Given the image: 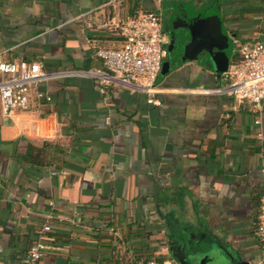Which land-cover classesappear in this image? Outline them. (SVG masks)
<instances>
[{"label": "crops", "instance_id": "obj_1", "mask_svg": "<svg viewBox=\"0 0 264 264\" xmlns=\"http://www.w3.org/2000/svg\"><path fill=\"white\" fill-rule=\"evenodd\" d=\"M185 3L220 17L230 65L235 42L264 41V0H0V55L99 69L128 15ZM222 82L185 58L159 73L153 103L83 75L43 82L51 100L27 110L0 102V264H27L47 223L41 264H127L172 246L193 264H261L264 101L211 91Z\"/></svg>", "mask_w": 264, "mask_h": 264}, {"label": "built area", "instance_id": "obj_2", "mask_svg": "<svg viewBox=\"0 0 264 264\" xmlns=\"http://www.w3.org/2000/svg\"><path fill=\"white\" fill-rule=\"evenodd\" d=\"M121 45L101 47L96 55L102 61L99 69H46L40 61L7 60L0 55V102L7 111L27 110L35 100L50 101L51 96L40 88L43 82L71 75L92 78L101 92L110 86H120L130 93H143L153 103L163 89L157 84L166 56L163 17L160 8L128 15L119 26ZM239 55L224 72V82L211 89L232 96L237 102H249L256 108L264 101V41L235 42ZM189 91V88H185ZM257 235L264 264V194L260 197ZM50 224L40 230V238L26 253L27 264H41L51 249L44 236L51 232ZM127 264H180L173 256L140 258Z\"/></svg>", "mask_w": 264, "mask_h": 264}, {"label": "water", "instance_id": "obj_3", "mask_svg": "<svg viewBox=\"0 0 264 264\" xmlns=\"http://www.w3.org/2000/svg\"><path fill=\"white\" fill-rule=\"evenodd\" d=\"M185 17L188 12L184 10ZM186 32L172 37L168 46L169 60L163 61L161 74L169 70L171 64H178L187 59H195L202 62L208 68L214 69L217 77L227 71L231 58L227 53L229 47L228 37L222 31L221 19L217 14H195L184 25ZM188 37V40L186 41ZM175 42L177 50L172 52ZM172 256L180 264H193L186 253L184 246L170 248Z\"/></svg>", "mask_w": 264, "mask_h": 264}, {"label": "flooded vegetation", "instance_id": "obj_4", "mask_svg": "<svg viewBox=\"0 0 264 264\" xmlns=\"http://www.w3.org/2000/svg\"><path fill=\"white\" fill-rule=\"evenodd\" d=\"M172 15V16H171ZM168 14L169 21L168 24H165V28H167V36L169 37V41L172 40V37L179 36L182 32H186V28L184 25L187 21L192 17L188 14V17H185V13L179 10H174L172 13ZM204 14H201L203 16ZM188 40V37L186 41ZM177 50V42H175L172 52Z\"/></svg>", "mask_w": 264, "mask_h": 264}, {"label": "rangeland", "instance_id": "obj_5", "mask_svg": "<svg viewBox=\"0 0 264 264\" xmlns=\"http://www.w3.org/2000/svg\"><path fill=\"white\" fill-rule=\"evenodd\" d=\"M181 6H183V7H181ZM176 5V6H174V7H172V8H167V11L166 12H164V15H163V21H164V24L166 23V20H167V14H168V11H169V13L171 14L173 11H174V8H181V9H186L187 11H188V14L190 15V16H193V15H195V14H199L200 12H202V9L201 10H198L199 9V7L196 5V4H194V3H185V4H182V5ZM166 7V6H165ZM164 7V8H165ZM192 9V10H191ZM199 12H197V11ZM206 13H207V10H206ZM232 48H233V45H232V43H231V40H230V46L228 47V49H227V53L231 56V50H232ZM200 260H202V259H200Z\"/></svg>", "mask_w": 264, "mask_h": 264}]
</instances>
